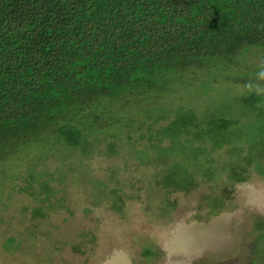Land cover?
<instances>
[{
    "label": "rangeland",
    "instance_id": "obj_1",
    "mask_svg": "<svg viewBox=\"0 0 264 264\" xmlns=\"http://www.w3.org/2000/svg\"><path fill=\"white\" fill-rule=\"evenodd\" d=\"M259 56L217 62L219 77L184 72L156 83L174 94L160 97L173 101L168 108H197L196 122L153 115L147 125L117 126L114 136L108 128L85 132L103 142L83 154L74 148L75 160L46 158L47 141L7 158L0 264H264V96L243 88L256 82ZM23 155L40 161L37 170L65 171L50 180L46 200L9 188V175L27 168Z\"/></svg>",
    "mask_w": 264,
    "mask_h": 264
},
{
    "label": "trees",
    "instance_id": "obj_2",
    "mask_svg": "<svg viewBox=\"0 0 264 264\" xmlns=\"http://www.w3.org/2000/svg\"><path fill=\"white\" fill-rule=\"evenodd\" d=\"M242 52L264 55V0H0V168L45 141L46 158L75 160L74 148L103 142L85 132L114 136L133 119L193 123L199 110L168 108L160 97L174 94L156 83L184 72L219 77L217 62L237 65ZM24 157L9 188L46 200L65 171Z\"/></svg>",
    "mask_w": 264,
    "mask_h": 264
},
{
    "label": "clouds",
    "instance_id": "obj_3",
    "mask_svg": "<svg viewBox=\"0 0 264 264\" xmlns=\"http://www.w3.org/2000/svg\"><path fill=\"white\" fill-rule=\"evenodd\" d=\"M256 82L248 81L243 85V88L256 96H264V55L258 58V70L255 74ZM104 264H131L130 259H125L122 262L113 261L111 258L106 259Z\"/></svg>",
    "mask_w": 264,
    "mask_h": 264
}]
</instances>
